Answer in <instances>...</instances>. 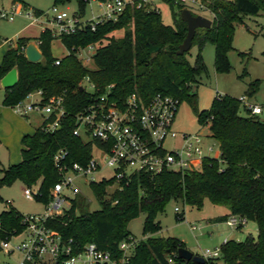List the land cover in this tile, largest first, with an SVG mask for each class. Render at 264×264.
Segmentation results:
<instances>
[{"label": "trees", "instance_id": "trees-1", "mask_svg": "<svg viewBox=\"0 0 264 264\" xmlns=\"http://www.w3.org/2000/svg\"><path fill=\"white\" fill-rule=\"evenodd\" d=\"M76 1L83 12L87 0ZM165 1L175 8L173 25L165 24L157 8L150 4L140 7L128 4L115 21L98 23L94 30L86 26L59 37L67 49V54L60 58L51 54V43L56 37L48 28L36 38L42 53L39 61L30 62L24 56L30 38L18 37L16 46L7 47L0 63V79L15 68L17 83L4 89L3 104L11 107L28 94L40 91L43 101L60 97L66 115L53 131L42 128L44 121L31 135L22 136L21 160L0 169V187L15 180L24 187L38 184L39 194L35 198L45 204L52 184L58 179L53 163L56 151L65 149L70 161L84 163L89 157L90 143L72 134L74 114L105 93L109 85H112L109 99L117 102L132 92L144 99L157 92L172 95L180 101L187 100L198 123L208 126L218 142L220 161L206 158L200 171L164 170L154 176L139 173L120 181L91 183L99 202L98 210L90 211L87 198L78 194L63 213L48 218L47 225L65 241L71 239L73 245L92 241L99 248L116 253L118 243L132 236L128 223L143 213L142 233L148 237L138 241L131 264H197L177 256V249L185 247L180 239L149 234L159 228L156 217L169 201L180 200L200 208L207 199L212 204L227 205L226 216L241 218L243 222L236 228L248 220L256 222L257 236L255 239L247 236L241 241L225 240L220 246V256L205 259L203 264H264V119L251 114L240 98L231 96L216 95L208 109L198 110L195 93L191 92L195 76L203 69L200 50L204 42L208 40L215 47L216 70L227 69L226 52L231 48L233 24L242 16L264 11V0H205L213 18L210 27L195 31L191 47L196 44L198 52L193 64L186 58L189 50L177 53L187 32V23L180 18L182 8L173 0ZM11 2L24 5L22 0ZM32 11L36 17L43 14L37 8ZM117 29L122 30L121 36L109 35ZM89 43L98 44L92 54V67L83 65L75 53L78 47ZM86 76L94 85L93 91L84 85L79 89ZM256 89L257 80L250 82L246 93L252 94ZM241 106L246 115L240 113ZM108 186L113 188L108 190ZM177 215L179 218L180 213ZM21 216L11 204L0 209V242L23 229ZM226 216L219 220H227Z\"/></svg>", "mask_w": 264, "mask_h": 264}, {"label": "built area", "instance_id": "built-area-1", "mask_svg": "<svg viewBox=\"0 0 264 264\" xmlns=\"http://www.w3.org/2000/svg\"><path fill=\"white\" fill-rule=\"evenodd\" d=\"M100 13L91 19H83L77 12L67 13L59 10L56 5L51 8V16L47 28L52 36L59 38L70 35L89 26L95 29L98 23L115 21L126 5L150 4L151 0H137L126 2L124 0H96ZM182 9H188L193 15H202L192 12L203 11L202 15L212 21L213 13L205 0H173ZM156 8V7H155ZM16 15H23L36 19L33 11L23 12L19 5L13 4L10 10L0 11V18L13 20ZM97 43H89L78 47L76 55L83 65L85 62L78 56L84 48L92 49ZM94 53V52H93ZM92 59V56H91ZM59 60L55 61L58 64ZM89 67V66H88ZM88 91L94 90V85L88 79L80 82ZM107 91L98 95L95 100L74 114V128L72 134L80 137L83 142L90 143L89 157L84 163L70 161L67 151L59 149L53 156V163L58 179L49 190V200L45 203L42 214L22 215L23 229L0 242L1 251L6 253L9 261L4 264H131L138 239L129 236L118 243L117 252L101 249L95 242H87L82 246L73 245L72 240L65 241L61 235L47 225V219L63 213L70 200L81 194L88 198L81 189L82 185L114 179L120 181L128 179L134 174L144 173L154 176L164 170L174 172L200 171L202 162L206 158H215L220 161V150H214L209 145L203 146V137L199 133H177L172 128L174 117L180 100L172 95L154 93L148 99L142 98L138 93L132 92L122 101L109 99ZM37 95V98L26 101V98ZM11 106L12 110L21 116L31 113L43 115L42 128L53 131L60 125L61 119L66 115L60 97H50L47 101L41 99V92L36 91L27 95ZM240 100L247 106L249 112L258 115L262 107ZM50 121H46L47 119ZM179 137L181 145L168 150L164 141L168 138ZM94 150L97 153H94ZM214 151V152H213ZM212 152V155L210 154ZM110 169L109 176L94 178L96 173L103 169ZM23 194L27 199L35 198L39 194V186L24 187ZM11 204L10 201H6ZM174 211L180 212L175 206ZM226 222L236 225L243 220L230 216ZM195 229L193 225L191 227ZM15 239H18L17 241ZM17 255V258L14 256ZM204 259H215L220 256V247L202 252Z\"/></svg>", "mask_w": 264, "mask_h": 264}, {"label": "rangeland", "instance_id": "rangeland-1", "mask_svg": "<svg viewBox=\"0 0 264 264\" xmlns=\"http://www.w3.org/2000/svg\"><path fill=\"white\" fill-rule=\"evenodd\" d=\"M131 2L133 0H124ZM23 4H19L21 10L26 12L37 8L43 11V14L36 19L23 15H16L13 20L0 18V63L4 52L9 45H17V38L20 36H36L41 29L47 28L48 18L51 16V8L56 5L59 10L67 13L77 12L82 15L83 19H91L98 13L100 8L96 0H87L83 12L80 11L77 1L70 0L65 3H55L54 0H22ZM11 0H0V11L10 10L12 7ZM151 7L157 8L162 21L165 24L173 25V11L165 0H151ZM192 12L206 15L203 11H195L191 7ZM264 11H260L257 15L242 16L241 20L233 24V34L231 38V48L226 52L227 69L216 70L214 66L215 47L212 42L205 41L201 50V60L203 69L195 76L196 91L195 100L198 110L208 109L216 95L231 96L235 98L243 97L248 103L259 104L262 107V113L257 116L264 119ZM122 30L117 29L109 35L115 37L121 36ZM106 41L103 40V43ZM98 44L92 49L84 48L78 54L83 62L86 61L89 67L93 66L91 56ZM78 49V48H77ZM198 47L194 44L186 54L187 60L193 64L196 60ZM66 53V48L59 39H54L51 45V54L53 56H61ZM257 80V89L252 94H247V88L250 82ZM3 89L0 87V95ZM37 98V95L26 98V101ZM12 115L3 114L0 116V169L7 167L9 164L18 163L21 160V138L23 135H31L34 130L40 126L42 119L40 116L36 118H26L14 114L11 107L7 105ZM240 113L246 115L242 106ZM43 117V115H41ZM172 128L178 134L199 133L205 135L203 137V146H213L214 150L219 149L218 142L211 136L207 125L201 126L196 114L192 111L190 103L182 99L178 105ZM179 137L166 139L164 147L168 150L177 148L181 145ZM214 152V151H213ZM94 153H97L94 150ZM212 155V152L210 153ZM110 169H103L94 175L95 179L101 176H109ZM24 185L18 180L13 181L9 185L0 187V209H4L11 202V206L21 215L42 214L45 211V204L37 198L27 199L23 194ZM113 186H108L111 190ZM81 189L88 197V208L90 211L99 209V202L93 194L89 186L82 185ZM69 206V204H68ZM180 209V216L174 211V207ZM229 213L227 205H216L205 199L200 208L189 206L182 201L171 200L166 205L164 211L159 213L156 221L159 228L153 231L149 236L152 237H176L180 239L184 246L194 254L202 255L206 249L214 250L219 248L221 244L228 239L235 241L244 240L247 236L255 239L257 236V224L254 221H245L241 228L236 225H229L226 220L219 218ZM227 219L230 217L226 216ZM144 214L140 213L136 218L132 219L127 227L130 234L138 240H145L148 234L142 233ZM195 229H192V226ZM16 241L18 239H15ZM17 258V255H14ZM9 261V257L3 251L0 252V264Z\"/></svg>", "mask_w": 264, "mask_h": 264}, {"label": "water", "instance_id": "water-1", "mask_svg": "<svg viewBox=\"0 0 264 264\" xmlns=\"http://www.w3.org/2000/svg\"><path fill=\"white\" fill-rule=\"evenodd\" d=\"M180 18L187 23V32L183 41L179 44L177 53L182 54L188 51L192 45V39L195 35L197 28H208L211 26L212 21L202 15H193L188 9L184 8L180 12ZM24 56L30 62L39 61L42 53L38 47V43L29 41L24 47ZM17 83V71L15 68L10 69L1 79L0 87L3 89H10ZM79 89H82L80 86ZM196 91V86L193 85L191 92ZM177 256L184 260H191L197 264H203L205 259L198 254H194L186 247H179L177 249Z\"/></svg>", "mask_w": 264, "mask_h": 264}, {"label": "crops", "instance_id": "crops-1", "mask_svg": "<svg viewBox=\"0 0 264 264\" xmlns=\"http://www.w3.org/2000/svg\"><path fill=\"white\" fill-rule=\"evenodd\" d=\"M43 29H41V31H42ZM40 31V32H41ZM40 34V33H39ZM39 34L38 35H36V36H20V37H27V38H30V40L31 41H34V42H37L36 41V38L39 36ZM56 39H59V38H56ZM60 40V39H59ZM51 45H52V43H51ZM13 46H15V42H14V44H13ZM65 54H67V49H66V53ZM65 54H63V55H61V56H54V57H58V58H60V57H62V56H64ZM3 89V88H2ZM3 98H4V89H3V93H1V95H0V116L1 115H3V114H8V115H12V113H11V111L9 110V108L7 107V105H4L3 104ZM36 99V98H35ZM253 104H255V103H253ZM259 105V104H258ZM11 110H12V108H11ZM12 112L14 113V114H17V113H15L13 110H12ZM262 113V112H261ZM18 115V114H17ZM40 116L41 117V119H42V121L44 120V117H42L40 114H38V113H31V114H29V115H27V116H24V117H26V118H28V119H34V118H36V116ZM13 116V115H12ZM19 116H21V115H19ZM42 123V122H41ZM41 123H40V125H41ZM39 127V126H38ZM22 149V148H21Z\"/></svg>", "mask_w": 264, "mask_h": 264}]
</instances>
